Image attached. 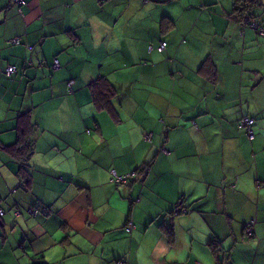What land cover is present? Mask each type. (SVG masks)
I'll return each mask as SVG.
<instances>
[{
  "label": "crops",
  "instance_id": "1",
  "mask_svg": "<svg viewBox=\"0 0 264 264\" xmlns=\"http://www.w3.org/2000/svg\"><path fill=\"white\" fill-rule=\"evenodd\" d=\"M242 1L0 0V143L20 114L36 133L26 162L0 148V264H264V35L244 23L264 28V0ZM99 77L121 122L92 104Z\"/></svg>",
  "mask_w": 264,
  "mask_h": 264
},
{
  "label": "trees",
  "instance_id": "2",
  "mask_svg": "<svg viewBox=\"0 0 264 264\" xmlns=\"http://www.w3.org/2000/svg\"><path fill=\"white\" fill-rule=\"evenodd\" d=\"M21 1H23V3H21ZM105 1L106 0L98 1V2L103 3ZM253 1L254 0H244L242 1V5H245L246 3L251 4ZM13 2L17 8L18 14L22 15V8L26 4L25 0H13ZM239 10L243 11L244 9L243 8L240 9L239 7L238 11ZM251 17L256 19L253 14L251 15ZM5 43L7 45H19L20 40L18 37H12L10 38V40H6ZM27 64H29V60H26V63H22L20 66L7 63L3 66L4 68L2 69L1 74L5 80L11 81V79L15 75H18L19 73L20 74L25 73V71L28 68ZM53 68L55 69V62L53 64ZM70 83L72 84L70 85ZM73 84H74L73 81H69L67 83V88L69 92H72ZM88 88L91 94L92 104L94 108L97 111L108 112L110 116H112V119L114 122H117V123L121 122V119L119 117V112L114 109V106L112 104V99L118 94L114 86L110 84L109 81H107L104 77H99L91 81L90 84L88 85ZM48 102L49 101L42 102L41 106H37L38 109L39 110H41V108L44 109V107L47 106ZM5 104L8 107L9 104L8 103H5ZM37 107L35 106L34 110H37ZM19 118H21V125L19 126L18 131L21 133L18 135V140L11 145H1L2 143H0V148L6 151L7 153L12 154L14 156L13 158L14 161L17 160L19 162H26L34 154V139H35L36 133L32 134V126H31L32 123L31 122H30L31 124L29 123L28 115L20 114ZM245 121H248L250 124H247ZM237 126L238 128H241V130L244 132L248 141L252 142L255 139V131L253 130V128L255 129L256 125H255V120L251 118V116L242 115L239 121L237 122ZM151 137H152L151 134H147V136H145L146 141L150 142ZM161 149H163V151L167 150V148H163V147ZM250 156H251V161H254V158L256 157L255 153H253V155H250ZM257 158L259 160L261 157H259L258 155ZM147 163L149 165H147ZM150 166H151V162H146L145 164H143V166H141L140 168H137L135 172L128 173L125 175H119V180L122 179L121 182L117 179H114L110 174L111 182L117 185H123L127 183V180H131L132 178H134V175L140 173V171H143V173L148 172L150 169ZM250 167H253L252 171L255 172V166L252 165ZM0 196H1L0 198V201H1L2 195L0 194ZM180 206H181L180 204L176 205L175 215L182 212V209H180ZM26 211L28 212L29 215H32V216L37 215V208L35 207H31L27 209ZM2 214H3V211L0 210L1 217H2ZM15 215L18 216L19 212H16ZM256 224H257L256 217H250L243 223V230L242 232H240V235L242 236L243 240L248 241L256 237V232H255ZM129 228L130 230H128ZM132 228H133L132 222L128 221L125 226V230L127 232H130ZM219 263L230 264V260L228 259V257H221L219 259ZM117 264H124V263L119 261L117 262Z\"/></svg>",
  "mask_w": 264,
  "mask_h": 264
},
{
  "label": "built area",
  "instance_id": "3",
  "mask_svg": "<svg viewBox=\"0 0 264 264\" xmlns=\"http://www.w3.org/2000/svg\"><path fill=\"white\" fill-rule=\"evenodd\" d=\"M98 1H103V0H98ZM21 3H23V1H21ZM254 18H252V17H250L249 18V16H246V17H244V23L247 25V26H250V27H252V28H254V29H256V31H258V33L260 34V35H264V30H263V28H261L260 26H259V24L257 23H255L256 21L255 20H253ZM253 22V23H252ZM165 47H166V43H164V42H162L159 46H158V48H157V50L159 51V52H161V51H163L164 49H165ZM55 66H57V63L55 62ZM72 83H70V85H71ZM247 124H250L248 121H245ZM128 230H130V228L128 229Z\"/></svg>",
  "mask_w": 264,
  "mask_h": 264
},
{
  "label": "rangeland",
  "instance_id": "4",
  "mask_svg": "<svg viewBox=\"0 0 264 264\" xmlns=\"http://www.w3.org/2000/svg\"><path fill=\"white\" fill-rule=\"evenodd\" d=\"M254 2V1H253ZM251 3L252 4V7H256V4H254V3ZM258 24L260 25V23L258 22ZM261 26V25H260ZM252 28V27H251ZM263 39H264V37H263ZM263 68H264V62H263ZM253 117V116H252ZM92 120V119H91ZM128 128H130V127H127V126H123V130H127ZM253 130H254V128H253ZM263 130H264V125H263ZM258 146V145H257ZM256 146V147H257ZM3 153V152H2ZM5 156H8V157H11L12 159V161L14 162V156L12 155V154H9V153H6L5 154ZM263 162H264V152H263ZM21 172V171H20ZM110 174H111V176L114 178V179H117V180H119V174L115 171V170H111L110 171ZM120 182L122 181V179H120L119 180ZM127 182H128V180H127Z\"/></svg>",
  "mask_w": 264,
  "mask_h": 264
},
{
  "label": "clouds",
  "instance_id": "5",
  "mask_svg": "<svg viewBox=\"0 0 264 264\" xmlns=\"http://www.w3.org/2000/svg\"><path fill=\"white\" fill-rule=\"evenodd\" d=\"M260 26V25H259ZM250 27V26H249ZM261 28H263L262 26H260ZM254 29V28H253ZM256 30V29H255ZM57 66H58V63H57ZM57 66H55V69L57 68Z\"/></svg>",
  "mask_w": 264,
  "mask_h": 264
},
{
  "label": "bare ground",
  "instance_id": "6",
  "mask_svg": "<svg viewBox=\"0 0 264 264\" xmlns=\"http://www.w3.org/2000/svg\"><path fill=\"white\" fill-rule=\"evenodd\" d=\"M234 13V12H233ZM235 16V15H234ZM237 16V15H236ZM242 16V15H241ZM238 18V17H237ZM240 19V18H239ZM241 20V19H240ZM168 47V46H167ZM191 62V61H190ZM257 122V121H256ZM164 143V142H163Z\"/></svg>",
  "mask_w": 264,
  "mask_h": 264
}]
</instances>
